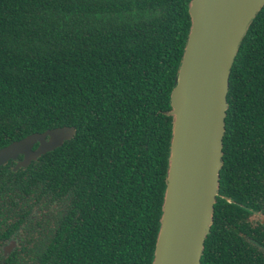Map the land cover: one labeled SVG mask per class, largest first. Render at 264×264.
<instances>
[{"label":"trees","instance_id":"trees-1","mask_svg":"<svg viewBox=\"0 0 264 264\" xmlns=\"http://www.w3.org/2000/svg\"><path fill=\"white\" fill-rule=\"evenodd\" d=\"M190 1L0 0V148L75 127L27 166L0 165V215L58 206L21 264H152ZM226 97L200 264H242L238 249L253 245L241 232L264 249V4L238 46ZM257 258L264 264V251Z\"/></svg>","mask_w":264,"mask_h":264},{"label":"water","instance_id":"water-1","mask_svg":"<svg viewBox=\"0 0 264 264\" xmlns=\"http://www.w3.org/2000/svg\"><path fill=\"white\" fill-rule=\"evenodd\" d=\"M264 0H191V26L170 95L173 116L163 210L152 264H200L221 167L230 69ZM73 126L0 148L14 170L69 140Z\"/></svg>","mask_w":264,"mask_h":264},{"label":"flooded vegetation","instance_id":"flooded-vegetation-1","mask_svg":"<svg viewBox=\"0 0 264 264\" xmlns=\"http://www.w3.org/2000/svg\"><path fill=\"white\" fill-rule=\"evenodd\" d=\"M16 162V160H14ZM52 207H58L57 204H52L45 208L38 209L36 207L29 208L30 214L27 216L22 215H0V263L1 264H21V256L29 254H35L36 245H39L38 234L40 232L48 231L52 227V221L55 218V214H52L50 209ZM54 209V208H53ZM49 210V213L47 211ZM259 215V213H258ZM257 215L249 216L247 222L251 228H256L257 224H263L264 220L260 217L257 222ZM45 229L44 231H42ZM243 239L242 243H249L253 245L242 247L238 249L241 254L242 264H250L251 260H254L258 264L257 256L260 251H264L262 246L247 233L241 232ZM43 234H41L42 236ZM246 250L248 252H246ZM9 256H14L19 260L17 263L6 261ZM252 263V262H251ZM36 264V262L31 263Z\"/></svg>","mask_w":264,"mask_h":264},{"label":"rangeland","instance_id":"rangeland-1","mask_svg":"<svg viewBox=\"0 0 264 264\" xmlns=\"http://www.w3.org/2000/svg\"><path fill=\"white\" fill-rule=\"evenodd\" d=\"M53 208H54V209H53ZM57 210H58V207H57V208H56V207H52V208L50 209V211L52 212V214H55ZM47 213H49V210L47 211Z\"/></svg>","mask_w":264,"mask_h":264}]
</instances>
